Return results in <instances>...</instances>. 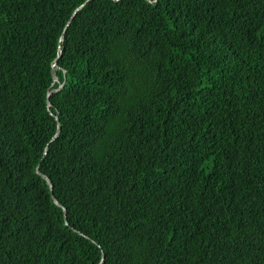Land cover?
<instances>
[{"label":"trees","instance_id":"16d2710c","mask_svg":"<svg viewBox=\"0 0 264 264\" xmlns=\"http://www.w3.org/2000/svg\"><path fill=\"white\" fill-rule=\"evenodd\" d=\"M0 264H264V0H0Z\"/></svg>","mask_w":264,"mask_h":264},{"label":"bare ground","instance_id":"6f19581e","mask_svg":"<svg viewBox=\"0 0 264 264\" xmlns=\"http://www.w3.org/2000/svg\"><path fill=\"white\" fill-rule=\"evenodd\" d=\"M70 23H71V22H70ZM63 36H64V33L62 34V39H63ZM48 100H49V99H48ZM49 101H50V100H49ZM49 101H48V108H49L51 114H54L53 111H52V109H51V107H50V106H51V102H49ZM55 117H56V119H57V121H58V123L60 124V127H61V122H60V119H59L58 115H55ZM60 129H61V128H60ZM60 132H61V131H60ZM60 132H59V129H58V127H57V131H56V133L53 135V137L51 138V141H50V142L54 141V140L57 138V136L60 134ZM50 142H49V143L47 144V146H46L45 153H47V151H48V147H49ZM39 171H40V167H39ZM40 172H41V171H40ZM41 173L44 174V175H47L46 173H43V172H41ZM50 180H51V179H50ZM51 181H52V180H51ZM48 184H49V186L51 185L50 183H48ZM50 188H51L52 196H53L54 200L56 201V203H57L58 205H60V206L64 209L65 217H66V223L69 224V222L67 221V209H66V207H65L64 205H62L61 203H59V202L57 201L55 195H54V184H53V182H52V187L50 186ZM79 232H80V231H79ZM80 233H82V232H80ZM103 254H104V257H105V253L102 252V261H103V259H104Z\"/></svg>","mask_w":264,"mask_h":264},{"label":"water","instance_id":"95a60500","mask_svg":"<svg viewBox=\"0 0 264 264\" xmlns=\"http://www.w3.org/2000/svg\"><path fill=\"white\" fill-rule=\"evenodd\" d=\"M87 1H89V0H86V2ZM85 3H83V4H81L77 9H76V11L73 13V16L71 17V19L69 20V22H68V24H67V26L70 24V22H71V20H72V18L74 17V15H75V13L84 5ZM60 51H62V48L60 47ZM55 64H57V62L55 63ZM53 74H54V78H55V80H58V77H57V75H56V73H55V71H53ZM64 74H65V72H64ZM65 77H66V74H65ZM64 84H65V81L58 87V88H54V89H52L51 91H50V93L51 92H54V91H57V90H60L63 86H64ZM61 127H60V124L58 123V129H59V132L61 131V129H60ZM39 167H40V165H38L37 166V171H38V173L43 177V178H45V180H47V182L48 183H50L51 185V187H52V181L50 180V178H49V176L48 175H44V174H42L40 171H39ZM103 257H104V254H103Z\"/></svg>","mask_w":264,"mask_h":264}]
</instances>
